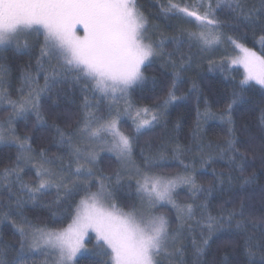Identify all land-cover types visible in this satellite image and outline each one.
Segmentation results:
<instances>
[{
  "label": "snow or ice",
  "instance_id": "6c2138e0",
  "mask_svg": "<svg viewBox=\"0 0 264 264\" xmlns=\"http://www.w3.org/2000/svg\"><path fill=\"white\" fill-rule=\"evenodd\" d=\"M154 6L0 0V145L15 149L0 168V225L18 237L0 235V264H264V183L248 171L264 169V55L247 46L264 51V0ZM226 45L238 55L213 58ZM205 60L223 77L215 101L189 75ZM255 85L253 123L238 109ZM193 99L189 143L166 131L141 144ZM217 119L226 136L213 141Z\"/></svg>",
  "mask_w": 264,
  "mask_h": 264
},
{
  "label": "trees",
  "instance_id": "16d2710c",
  "mask_svg": "<svg viewBox=\"0 0 264 264\" xmlns=\"http://www.w3.org/2000/svg\"><path fill=\"white\" fill-rule=\"evenodd\" d=\"M143 4H145L146 8L148 11H156L155 4L159 2V0H141ZM160 23L164 25L166 21L161 20ZM247 46L250 48H253L255 51H257L260 55H264V51H261V45L257 41L255 44L252 42H248ZM206 55V54H205ZM213 58H217L214 56ZM24 59H27L26 57ZM16 63L20 64L23 63V60L16 61ZM197 73H199L198 79L200 80L201 87H204L206 92L211 93L209 98L210 100L215 101V95H214V90L223 87V77L221 76L220 73L218 72H209L208 71V65L207 61L203 63V65L199 69H194L193 72L189 73L190 76H196ZM152 73L150 72L149 75ZM230 75L234 77L237 81L241 80L243 78V69L240 67H233L230 70ZM255 83V82H254ZM253 83V84H254ZM182 88L187 87V85H182ZM229 91H230V86H229ZM261 89L259 85H255V87L248 92H245L244 95L249 98V103H246L242 105L238 109V114L240 112H244L248 115V118L255 122V117L259 115L258 111L252 112L250 109H255L259 103V101L262 99L261 97ZM144 103H148L149 101H143ZM195 100L193 99L190 103L188 108H180V109H175L170 112L169 115V125L167 129L164 128H157L154 133H149L146 134L145 137L141 138V144H143V140L147 138L148 136H155V135H160L163 134L164 132H169L172 135H175L179 137L181 142L183 143H189L190 142V133L192 130L193 126V120L195 118ZM222 104H215L213 103V110L215 111L218 107H222ZM203 106L201 105V108ZM189 109H191L189 111ZM183 113V118H182V127L179 131H172V125L177 121L178 118L181 117V114ZM0 115H3V113H0ZM21 130L22 128V123L20 125ZM127 127V125H125ZM207 129V138L211 139L213 141H218L222 140L226 136V125L223 124L222 121L220 120H209L207 125L205 126ZM55 151V149H53ZM15 149L13 148H8L3 145H0V168L4 167L8 162V157L9 156H14ZM199 167V165H197ZM217 170H221L225 167L224 162H219L213 165ZM174 170V169H170ZM249 172L255 171L258 177V184L264 183V169H261V165L259 161H256L255 164L253 165L252 168L248 169ZM202 177L201 179L203 181H208L211 179L210 169H201ZM28 177H26L27 179ZM184 193H181V198L184 197ZM217 199L213 201V204H218L220 203L223 199H227L230 194H216ZM50 196V195H49ZM48 198V197H46ZM27 214L29 217H33L34 215H41L45 220H49V216L46 210H40L37 209L33 211L31 208L26 209ZM67 220H64L63 222H57V223H52L50 221V226L52 227H62L67 224ZM0 235L3 236L5 240H16L18 237L14 236L13 230L11 229L10 226H4L0 225ZM217 243H221V241H217ZM215 247V245L213 246ZM14 255V253H10L9 258ZM81 264H88V261L86 259L81 260Z\"/></svg>",
  "mask_w": 264,
  "mask_h": 264
},
{
  "label": "rangeland",
  "instance_id": "374dc122",
  "mask_svg": "<svg viewBox=\"0 0 264 264\" xmlns=\"http://www.w3.org/2000/svg\"><path fill=\"white\" fill-rule=\"evenodd\" d=\"M225 48L228 49V51H227V55H229V56H235V55H238V52L233 51V50L231 49V46H227V45H226V46H222L218 51H216V52L213 54V57L216 56V57H217L216 59L219 60L222 56L225 55ZM256 52H257V51H256ZM257 53H258V52H257ZM258 54H259V53H258ZM206 55H208V54H206ZM233 67H240V68L243 69V67L240 66V65H233L232 68H233ZM243 72H244V70H243ZM252 83H254V82H252ZM123 127H125V125H124ZM49 195H51V194H49ZM35 259H36L37 261H39V260L42 259V257L37 256V257H35Z\"/></svg>",
  "mask_w": 264,
  "mask_h": 264
}]
</instances>
